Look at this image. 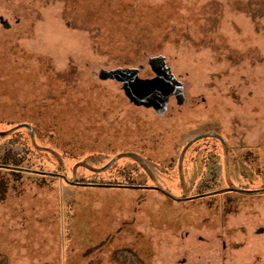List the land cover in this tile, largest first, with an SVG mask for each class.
I'll return each instance as SVG.
<instances>
[{
    "label": "rangeland",
    "instance_id": "obj_1",
    "mask_svg": "<svg viewBox=\"0 0 264 264\" xmlns=\"http://www.w3.org/2000/svg\"><path fill=\"white\" fill-rule=\"evenodd\" d=\"M0 15L7 264H264V193L139 186H224L213 137L189 148L180 180L184 144L209 131L228 137L237 183L242 139L258 145L247 183L264 185V0H0ZM155 56L186 87L170 113L98 75L144 64L152 77Z\"/></svg>",
    "mask_w": 264,
    "mask_h": 264
},
{
    "label": "water",
    "instance_id": "obj_2",
    "mask_svg": "<svg viewBox=\"0 0 264 264\" xmlns=\"http://www.w3.org/2000/svg\"><path fill=\"white\" fill-rule=\"evenodd\" d=\"M0 21L4 28H11L12 23L3 15H0ZM163 61L164 57L161 56L148 58L147 63L155 73L152 77L143 78L139 75L140 70L145 66L144 64L132 67H117L110 70L102 68L98 75L101 79L112 78L120 81L125 94L136 105L152 106L158 112L166 114L173 110L175 104L183 103L184 100H182V97L186 94V87L184 82L178 80L171 73L169 65L165 62L163 63ZM21 126L27 127L33 133V126L31 124L23 123ZM185 149L186 146L182 154ZM9 167L15 169L20 168L16 166ZM224 190L244 191L235 187ZM224 190H218L216 192Z\"/></svg>",
    "mask_w": 264,
    "mask_h": 264
},
{
    "label": "flooded vegetation",
    "instance_id": "obj_3",
    "mask_svg": "<svg viewBox=\"0 0 264 264\" xmlns=\"http://www.w3.org/2000/svg\"><path fill=\"white\" fill-rule=\"evenodd\" d=\"M206 137H213V138H215V140H217V141H219L220 143L223 144L222 154L220 153V156L222 155V159H223V163L221 165V168H222V174L224 176L223 177L224 178V182L226 183L224 186H219V187H216V188L211 189V190H210V188H209V190L208 189H205L204 191L199 192L198 194L187 195V196L182 197V198H181L180 193L177 194V195H175V194L173 195L161 183H159V184H148V185H145L144 184V185H139V186L145 187V188H154V189L160 190L163 193H165L166 195H168V197H170V198L171 197H174L175 199H180V200H185V199L194 200L195 198H198V197H216L219 194H223V193H227V192H235V193H240V194H244V195L245 194L246 195H257V194L264 193V185H262V186H256V185H253V184H248L247 181L250 180L251 178L248 177V175L246 176V173L249 170L250 171L253 170L252 169V165L254 166V162H255L254 159L255 158H252L250 154L253 151V149H255V147H257L258 145L252 147L251 144H248L246 140L242 139V141H244V142L241 145V149H242V153H241L242 160H240V161H241L242 166L240 168L241 169L240 173L243 172L242 174L244 175V180L241 181V182H239V183H237L232 177H230L229 172H228L229 171V167L231 166V165H229V161L227 159V155L228 154H227V149H226V146L227 145L228 146L230 145L229 144V139H228V137H226V136H224V135H222L221 133H218V132H210L209 131V132L200 133V134H198V135L190 138L191 140H188L184 144L183 147L186 146V149H185V151H184L183 154H182V152H183L184 148L182 149L181 154H180V157L178 159V171L180 172V177H181L182 170L185 169V167H184L185 166L184 165L185 155H187V152H188L189 148L194 143H196L197 141H200L202 138H206ZM217 156H219V154H217ZM11 161H13V160H11ZM213 162H215L214 159H211V160L208 159V163H207L208 164V167H210L213 164ZM17 163H19V161ZM7 165L20 167L19 169H16V170H20L22 172L23 171H26L28 173H36V174H41L40 172H42L43 175L45 173L44 171H39V170L32 169V168L21 167V166L14 165V164L13 165H11V164H4L5 167ZM205 165H206V163H205ZM12 169H14V168H12ZM180 180L183 181L182 180V177L180 178ZM108 185H111V184H108ZM123 185H126V184H119V186H123ZM131 185L134 186V184H131ZM202 185L203 184H200L199 187L201 188ZM233 187L240 188L241 190H244V191L224 190V189L233 188ZM181 189H182V192H183V186H182ZM218 190H224V191L216 192Z\"/></svg>",
    "mask_w": 264,
    "mask_h": 264
},
{
    "label": "trees",
    "instance_id": "obj_4",
    "mask_svg": "<svg viewBox=\"0 0 264 264\" xmlns=\"http://www.w3.org/2000/svg\"><path fill=\"white\" fill-rule=\"evenodd\" d=\"M5 159H8V160L14 159L13 161L17 163L18 161H20L21 158H15V157L13 158V156L12 157L7 156L5 157ZM7 263L8 262L6 258L0 253V264H7Z\"/></svg>",
    "mask_w": 264,
    "mask_h": 264
}]
</instances>
